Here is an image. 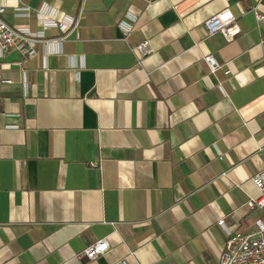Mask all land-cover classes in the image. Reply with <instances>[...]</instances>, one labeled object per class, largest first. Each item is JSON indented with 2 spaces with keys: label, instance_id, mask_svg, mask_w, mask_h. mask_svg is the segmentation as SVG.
Wrapping results in <instances>:
<instances>
[{
  "label": "crops",
  "instance_id": "crops-1",
  "mask_svg": "<svg viewBox=\"0 0 264 264\" xmlns=\"http://www.w3.org/2000/svg\"><path fill=\"white\" fill-rule=\"evenodd\" d=\"M16 4L81 18L35 56L0 57V264H216L218 221L249 232L260 216L246 201L264 167V0L13 1L6 22L36 32ZM227 7L229 41L203 25Z\"/></svg>",
  "mask_w": 264,
  "mask_h": 264
},
{
  "label": "built area",
  "instance_id": "built-area-1",
  "mask_svg": "<svg viewBox=\"0 0 264 264\" xmlns=\"http://www.w3.org/2000/svg\"><path fill=\"white\" fill-rule=\"evenodd\" d=\"M13 1L15 0H0V57L10 50H16L24 57L35 56L37 44L45 46L49 42H60L65 39V36L46 39V30L58 28L66 33L68 30L76 29L79 25L80 13L76 16L64 14L61 18H57L55 12L48 9L45 4L35 10L16 4L13 6L15 16L34 18L42 27L41 30L33 32L27 26H10L4 15ZM255 17L257 22L264 20V14L256 10ZM203 25L208 34L219 32L227 41L232 40L240 32L236 18L228 7L206 19ZM119 26L126 34L131 30V25L124 21H121ZM132 50L136 58L142 60L151 52L152 48L149 40H144L134 46ZM204 60L212 73L224 67V64L218 62L211 54L206 55ZM229 72V69L224 70L225 74ZM11 82L12 80L0 78V83ZM22 82L24 85L27 83L25 71H22ZM219 88L225 94L221 85ZM259 153L264 156V146L259 148ZM98 164V161L95 160L88 162V165L92 167L98 166ZM252 182L259 189V194L250 197L246 201V205L251 211H260L264 215V167L252 178ZM218 225L225 230L227 239L225 249L219 255L216 264H264V218L256 217L255 228L249 232L232 230L226 226L224 220H219ZM109 249V241L102 238L86 246L81 255L87 260H93L105 254ZM121 264H125V262L122 261Z\"/></svg>",
  "mask_w": 264,
  "mask_h": 264
},
{
  "label": "rangeland",
  "instance_id": "rangeland-1",
  "mask_svg": "<svg viewBox=\"0 0 264 264\" xmlns=\"http://www.w3.org/2000/svg\"><path fill=\"white\" fill-rule=\"evenodd\" d=\"M260 217L264 218V215L260 212Z\"/></svg>",
  "mask_w": 264,
  "mask_h": 264
}]
</instances>
